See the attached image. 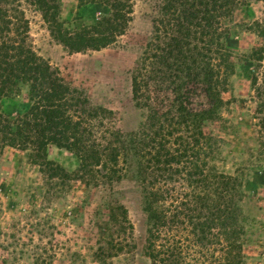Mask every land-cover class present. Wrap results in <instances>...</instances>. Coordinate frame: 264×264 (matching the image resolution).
<instances>
[{
	"label": "rangeland",
	"instance_id": "1",
	"mask_svg": "<svg viewBox=\"0 0 264 264\" xmlns=\"http://www.w3.org/2000/svg\"><path fill=\"white\" fill-rule=\"evenodd\" d=\"M19 2L30 23L29 42L33 49L59 70L66 85L89 99L88 107L98 109L104 127L97 129L102 134H105V128L126 134L139 131L149 112L137 107L132 87L133 71L156 35L161 0H131L133 21L124 34L117 37L116 43L99 51L73 54L51 36L35 6L27 0ZM59 2L61 20L69 29L74 30L83 23H96L102 17L103 8L90 0ZM2 7L10 9L12 4H3ZM228 9L231 16L224 28L232 29L236 36L225 35L221 40L233 55L230 59L233 66L226 71L222 68L224 73L220 75L221 80L227 79L222 93L226 104L221 120L213 125L219 127V135L224 140L217 141L214 153H209L202 139L201 143L193 145V154L187 153L186 148H182L183 143L177 139L180 134L174 133L168 138L171 156H165V153L156 156L153 150L140 151V155L134 158L138 163L132 165H125L122 157L119 166L123 168L119 172L122 177L114 181L111 189L102 185L106 182L101 180L96 187H88L82 193L81 185L73 183L66 194L44 205L43 197L48 190L42 169L33 161L31 152L0 144V264H35L37 258L45 264H153L149 250L152 247L149 232L152 222L146 207L149 193L156 190L162 195L160 203L169 207L167 216L170 220H175L178 210L189 213V208L192 209L191 214L199 218L189 222L179 217L185 224H167L160 229L155 247L183 248L178 255L180 264H216L211 256L223 255L225 241L220 226L208 223L211 219L208 205L219 207L222 203L219 194L215 195L208 189L210 168L216 173H243L245 195L238 204L248 216L249 223L257 220L264 224V107H261L263 100L258 98L253 85L255 63L246 60L253 51L264 52V38L256 33L258 27L254 26L259 22L264 29V1L237 0ZM168 31L171 30L164 27L162 35L171 37L172 33ZM256 63L264 65V61ZM263 72L261 69L258 73L260 83ZM149 84L151 91L154 82ZM199 88L202 90L203 86ZM27 93L28 87L23 85L19 95L6 101L7 112L21 109ZM166 94L170 95L169 92ZM151 95L154 96L153 91ZM198 95L191 98L192 107L208 109V99L200 91ZM156 124L148 130L149 135L160 131ZM211 128L209 125L203 131L209 134ZM188 135L190 133H181L183 137ZM189 154L193 157H188ZM172 156L175 162L171 165L152 162L154 158L161 162L165 157L171 160ZM48 160L62 165L70 173L81 164L76 153L53 144L48 146ZM105 201L122 205L129 225L123 239L113 235L116 241L121 242L122 250L120 247L110 249L104 262L95 256L99 249L96 237L101 229L105 230L110 213L104 209L105 217L97 218L95 212ZM74 209H77V216L69 217L68 213ZM20 220L21 224L13 227ZM200 229H203V234ZM196 239L202 244L195 242ZM237 246L244 264H264V232L258 230V235L251 241L238 242ZM37 247L46 249V254ZM187 251L191 254L189 257H186Z\"/></svg>",
	"mask_w": 264,
	"mask_h": 264
},
{
	"label": "trees",
	"instance_id": "2",
	"mask_svg": "<svg viewBox=\"0 0 264 264\" xmlns=\"http://www.w3.org/2000/svg\"><path fill=\"white\" fill-rule=\"evenodd\" d=\"M90 1L103 8L102 17L96 23H83L72 30L61 20L59 0H27L41 13L51 36L72 54L108 48L117 42V37L123 35L133 21L131 0ZM236 1L161 0L156 35L147 45L132 78L134 99L138 108L147 109L149 112L147 120L137 132L126 134L120 130L112 132L105 128V134H102L97 129L104 127V122L100 121L103 117L98 109L88 107L89 99L82 97L80 91L66 85L59 70L33 49L29 42L30 23L19 0H0V144L2 147L10 146L31 152L33 161L42 169L48 190L43 197L44 205L51 204L62 194H66L73 183L81 185L80 188L84 189L82 193L88 187H96L101 180L106 182L102 185L111 189L114 181L122 177L119 173L123 169L119 168L122 157L125 165H132L138 163L134 158L140 155V151L153 150L156 156H161L162 153L171 156L168 138L174 133L180 134L177 139L183 143L182 148L185 147L187 153H194L193 145L201 143L200 139L205 140L209 153H214L217 141L224 140L219 135V127L213 125L215 121L221 120L222 109L226 104L222 93L227 79L221 80L220 75L224 73L222 68L226 71L233 66L230 61L233 55L221 40L225 35L236 36L235 31L224 28L231 16L228 6ZM3 4H12V7L4 9ZM261 24L257 22L254 26L258 27L256 33L264 38ZM164 27L171 30L168 31L172 33L171 37L162 35ZM263 53L253 51L246 57V60L255 63L253 85L258 98L263 100L261 107H264V72L261 83L258 73L261 69L264 70V65L256 62L264 61ZM147 78L150 80L147 81ZM149 82H154V88L151 89L154 96L151 95ZM23 85L28 87V93L22 108L7 112L6 101L19 95ZM199 86H203L202 90ZM199 91L210 102L208 109L198 110L192 107L190 100L194 96L199 97ZM155 122L160 131L149 135L148 130L155 127ZM209 125L212 128L206 134L203 130ZM184 132L190 135L181 136ZM52 144L76 153L80 167L70 173L62 165L49 161L48 146ZM188 157L193 155L189 154ZM210 157L212 158L211 155ZM156 159L152 162L158 165H171L175 162L173 156L171 160L163 158L165 160L162 162ZM210 170L212 172L209 175L208 189L215 195L219 194L218 198L222 203L219 207L208 205L211 215L208 223L220 226L225 241L223 255L211 256V259L216 264H244L237 252V243L251 241L253 236L258 235V230L264 232V224L257 220L249 223L248 216L238 204L245 195L243 173L230 175L216 173L213 168ZM250 187L253 188L252 184ZM158 192L159 190L149 193L150 199L146 207L152 222L149 231L152 246L149 248L150 257L153 264H180L178 255L183 248H157L154 242L160 237V229L167 224H185L179 217L188 219L189 222L199 217L192 215V209L189 208V213L178 210L175 220H170L167 216L169 207L160 203L162 195ZM104 209L110 215L105 230L99 231L96 228L100 233L96 237L99 249L95 256L98 261L105 262L110 249L120 247L122 250L121 242L116 241L113 235L116 234L119 239L127 236L126 226L129 221L124 207L112 201H105L96 210L95 216L105 217L102 212ZM68 214L75 218L77 209ZM93 222L96 226L95 221ZM20 224L21 220L15 222L13 227ZM1 230L0 228V234ZM200 232L203 234V229ZM195 242L202 244L199 239ZM37 249L46 254V249ZM186 253V257L191 255L189 251ZM37 261L35 264H45L40 258Z\"/></svg>",
	"mask_w": 264,
	"mask_h": 264
}]
</instances>
